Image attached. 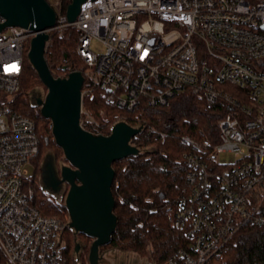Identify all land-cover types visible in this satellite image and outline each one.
Instances as JSON below:
<instances>
[{"label": "built area", "instance_id": "1", "mask_svg": "<svg viewBox=\"0 0 264 264\" xmlns=\"http://www.w3.org/2000/svg\"><path fill=\"white\" fill-rule=\"evenodd\" d=\"M47 1L56 12L48 33L80 32L85 80L110 105L133 113L187 93L220 113L216 133L181 138L188 191L174 227L189 243L164 264H207L247 225L264 228V0H86L74 22L62 0ZM34 36L0 32V264H69L70 223L33 200L36 124L12 106ZM82 115L96 123L83 104ZM225 153L233 161L222 163Z\"/></svg>", "mask_w": 264, "mask_h": 264}, {"label": "trees", "instance_id": "2", "mask_svg": "<svg viewBox=\"0 0 264 264\" xmlns=\"http://www.w3.org/2000/svg\"><path fill=\"white\" fill-rule=\"evenodd\" d=\"M62 2L66 13L72 0ZM79 39L80 32L71 27L50 34L45 57L55 78L67 77L72 71L85 73L84 61L77 53ZM65 66L68 68L64 69ZM40 85L43 83L30 64L26 52L20 94L12 106L34 120L40 140V152L33 161L34 171L30 177L34 204L43 215L61 219L68 214L66 206H56L53 198L38 187L45 161L41 155L43 148H61L56 146L50 121L40 112L35 113L28 99L29 93ZM83 89H90L83 97L84 110L96 122H83L84 128L90 132L110 135L112 127L120 120H125L132 127L145 126L132 138V144L139 148L140 153L113 164L115 179L112 193L116 201L114 213L118 222L109 245L140 255L152 249L154 260L164 264L175 251L189 243L185 234L174 227L175 210L188 191L187 168L183 161L186 147L181 143V138L184 135L195 136L200 129L216 133L220 113L216 107H207L187 93L177 96L167 106H144L133 113H127L107 103L105 94L88 78ZM151 128L157 132H152ZM67 229L66 256L69 264H76L72 245L67 239L70 235ZM221 253L223 256L218 258ZM219 254L207 264H264V228L247 225Z\"/></svg>", "mask_w": 264, "mask_h": 264}, {"label": "water", "instance_id": "3", "mask_svg": "<svg viewBox=\"0 0 264 264\" xmlns=\"http://www.w3.org/2000/svg\"><path fill=\"white\" fill-rule=\"evenodd\" d=\"M84 1L72 0L67 8L69 22L76 20ZM0 15L5 19L0 23V32L8 26L35 32L28 59L47 88L46 98H37V105L43 117L51 120L55 141L71 164L61 168L60 177L51 174L48 189L58 194L60 185L70 184L66 198L70 227L93 239L89 264H100V248L111 242L118 222L112 193L113 164L140 153L131 142L142 129L121 121L112 127L110 135H98L82 126L83 72L72 71L67 77L55 78L46 61L48 30L56 25V12L47 0H0Z\"/></svg>", "mask_w": 264, "mask_h": 264}, {"label": "rangeland", "instance_id": "4", "mask_svg": "<svg viewBox=\"0 0 264 264\" xmlns=\"http://www.w3.org/2000/svg\"><path fill=\"white\" fill-rule=\"evenodd\" d=\"M50 1L52 2L53 0H50ZM97 49L98 51L103 50L102 47H98ZM18 94H20V92ZM46 95H47V88L44 86V84L37 86L34 90H32L29 93L28 99L32 107H34L35 113L38 111L42 115L41 108L40 106L37 105V98L45 99ZM16 96L14 97V99L16 98ZM48 120L50 121V126H52L51 120L50 119ZM84 121H85V117L84 118L82 117L81 123ZM56 146L60 147L57 143H56ZM41 155L45 161L47 160L52 161L53 164L57 168H59V170H61L63 166L71 165L69 161L65 158V154L62 148H59V149L58 148H43ZM55 155L57 157H55L54 159ZM220 160L222 163H230L231 161H233V156L229 153H225L221 155ZM33 171H34V168L30 167L31 175L33 174ZM33 184L38 185L36 183H33ZM38 187L41 188L48 197L53 198L56 206L57 205L60 207L66 206V198L69 192L68 188H66L64 192L61 191L58 194H55V193H52L48 189V187H46L45 185H41V183H40V186ZM61 219L70 223L71 219H70L69 212L68 214L63 215ZM67 230L70 231V235L69 237H67V239H68V242H70L72 245L71 250L74 255V259H76V264H89V254H90V248H91L93 239L83 233L76 232L71 227L68 228ZM78 245L80 246V248L76 250ZM152 251H153L152 249H149V251L145 255H140L131 250L116 248L108 244L100 248V252H99L100 257H101L100 264H158L153 258ZM222 256H223V253L219 254L218 258Z\"/></svg>", "mask_w": 264, "mask_h": 264}, {"label": "flooded vegetation", "instance_id": "5", "mask_svg": "<svg viewBox=\"0 0 264 264\" xmlns=\"http://www.w3.org/2000/svg\"><path fill=\"white\" fill-rule=\"evenodd\" d=\"M53 173H55L58 177L61 176V170H59V168H57L52 161L50 160L45 161L42 168V174L40 180L41 185H45L46 187H48L50 185L51 174ZM66 188L70 190V184L65 182L62 185H60V192L61 191L64 192Z\"/></svg>", "mask_w": 264, "mask_h": 264}]
</instances>
